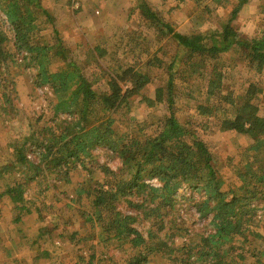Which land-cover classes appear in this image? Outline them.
Returning a JSON list of instances; mask_svg holds the SVG:
<instances>
[{
  "label": "trees",
  "instance_id": "16d2710c",
  "mask_svg": "<svg viewBox=\"0 0 264 264\" xmlns=\"http://www.w3.org/2000/svg\"><path fill=\"white\" fill-rule=\"evenodd\" d=\"M250 1L237 0L225 29L194 34L176 30L155 10H149L150 26L174 40L177 52L167 59V86L157 88V98L167 105V112L153 122L155 130H141L142 136H137L124 131L126 128H116L115 114L134 110V101L146 95L152 82L143 67L154 59L147 57L141 31L118 33L111 52L89 42L86 63L96 64L108 84V90L99 93L84 67L69 59L64 35L48 10L47 0H0V13L7 17L0 19V66H23L35 87L50 88L49 103L56 119L46 136L33 132L28 142L13 145V157L0 173H17L19 178L0 191V200L10 198L21 219L37 207L34 189L45 196L43 177L53 174L57 181L73 183L72 172L81 168L88 177L75 184L78 192L74 199L91 202L89 221L102 223L110 245L116 240L119 246L130 248L132 255L124 264H151L162 250L153 236L172 223L177 205L192 189L198 195L195 205L199 213L211 218L214 231L199 234L197 240H185L177 248L164 242L174 263L264 264V248L256 251L249 247L256 246V239H264L255 230L259 226L258 211L264 209V112L257 100V79L264 75V35L246 36L234 26ZM43 26L51 30V40L45 39ZM231 51L239 54L247 70L243 98L225 92L231 73L219 64V58ZM108 56L107 66L103 59ZM195 56L200 59L198 65L183 70L184 64H196L197 60H192ZM182 71L188 74L181 75ZM178 78L189 90L193 81L201 80L202 85L196 87L204 96L196 97L190 91L180 103L175 94ZM3 82L6 79L0 87ZM14 95L15 89L0 91V113H14ZM179 106H187L195 117L220 120L223 131L234 130L252 138L245 162L230 176L225 175L208 141L192 126L194 122L182 120ZM62 114L75 116L77 121L61 120ZM195 123L205 130L209 127L204 120ZM31 146L36 148L39 160L30 158ZM99 147L120 152L128 161V171L119 175L103 165L105 176L101 183L95 182L91 164L97 161L94 152ZM147 177H158L161 184H151ZM122 204L129 212L120 208ZM144 221L150 223L146 233L140 228ZM235 243L243 250L236 253ZM250 250L251 256L246 254ZM38 258L34 264H40ZM79 259L76 264H94L84 254Z\"/></svg>",
  "mask_w": 264,
  "mask_h": 264
},
{
  "label": "rangeland",
  "instance_id": "374dc122",
  "mask_svg": "<svg viewBox=\"0 0 264 264\" xmlns=\"http://www.w3.org/2000/svg\"><path fill=\"white\" fill-rule=\"evenodd\" d=\"M236 3L237 0H47V7L62 30L69 59L77 61L84 67L83 70L94 82V87L99 93L107 91L108 84L96 64L86 63L88 59L86 50L89 44H99L111 52L118 40V33L141 31L144 34V47L149 52L147 57L151 56L154 60L143 69L148 71L152 82L146 90V95L134 101L136 105L134 110L129 114L123 112L115 114L116 128L121 130L126 128L124 131L142 136L143 133L155 130L151 127L153 122L167 112V105L157 98V88L167 86V59L177 52L174 40L150 26L152 16L149 10H155L176 30L194 34L212 29H225ZM245 5L234 21V26L246 36H263L264 0H254L252 6H249V3ZM2 17L7 18L0 13V19ZM42 32L46 40H51L52 33L49 28L43 26ZM109 58L108 56L103 59L107 66L110 64ZM195 59L196 56L192 60L195 62ZM196 60V64L192 62V66L184 64L183 70L197 66L200 59ZM219 64L231 73L226 80L225 92L243 98L247 79L244 60L236 51H231L219 58ZM198 72L199 70L194 72V75L197 76ZM180 74L188 73L182 71ZM5 79L6 82H3L0 91L9 92L10 89H15V95L12 97L15 111L12 115L0 113L1 169L12 159L15 143L28 142L33 132L36 136H46L47 128L56 122L52 105L49 103L52 95L50 88L35 87L30 72L18 64H13L10 68L0 66V82ZM257 81L259 84L257 100L264 112V75H259ZM183 82L178 78L177 88L174 87L180 103L185 102L190 91L196 97L204 96L200 87H196L202 85L201 80L193 81L194 86L190 90ZM186 107L179 109L182 120L194 122L192 126L208 141L225 175L230 176L237 165L245 162V151L253 143L252 138L234 130L223 131L220 120L210 118L207 121L201 116L195 117V114ZM60 118L73 123L77 121L72 115L62 114ZM196 120H204L209 126L208 129L205 130L196 124ZM35 149L31 146L28 153L33 160H39ZM110 149L99 147L94 152L97 161L91 166L94 168L95 182L101 183L105 176L103 165L119 175H124V172L128 171V161L120 152ZM87 177V171L81 168L72 172L73 183L57 181L53 174L43 177L47 187L45 196L34 189L33 194L38 197L37 207L32 213L23 215L21 219L19 218L21 214L14 208L12 200L8 197L1 199L0 264H34L38 257L40 264H76L81 254L92 259L94 264H124L132 255L130 248L119 246L116 240L113 242L114 245H110L106 240L108 234L103 232L102 223L89 221L91 202L89 200L79 202L74 199L78 192L75 184L83 182ZM18 178L17 173L1 172L0 191ZM156 178L152 180L151 177H147L151 181ZM185 195L186 198L179 202L172 214V223L167 224L163 231L153 236V241L160 244L162 250L151 264H175L169 256L170 249L163 245L164 242L177 248L183 246L185 240H197L199 234L214 231L211 218L201 216L195 205L197 193L188 189ZM120 208L129 212L123 204ZM258 213L259 226L255 230L264 237V209H260ZM149 226L150 223L144 221L140 228L146 233ZM170 233H175V237H170ZM256 240L258 245L249 247L259 251L264 248V239ZM235 245L236 253L243 250L239 249L237 243ZM43 251H47L48 254H42ZM246 254L251 256V250Z\"/></svg>",
  "mask_w": 264,
  "mask_h": 264
},
{
  "label": "built area",
  "instance_id": "2783aa9c",
  "mask_svg": "<svg viewBox=\"0 0 264 264\" xmlns=\"http://www.w3.org/2000/svg\"><path fill=\"white\" fill-rule=\"evenodd\" d=\"M155 178V177H154ZM154 178H152V180L154 179ZM148 181L151 183V184H157V185H160L161 184V182H160V179L157 177L154 181H151V180H149L148 179Z\"/></svg>",
  "mask_w": 264,
  "mask_h": 264
},
{
  "label": "crops",
  "instance_id": "0c3cea01",
  "mask_svg": "<svg viewBox=\"0 0 264 264\" xmlns=\"http://www.w3.org/2000/svg\"><path fill=\"white\" fill-rule=\"evenodd\" d=\"M253 2H254V0H251V1L249 2V6H252V5H253ZM243 7H246V5H244Z\"/></svg>",
  "mask_w": 264,
  "mask_h": 264
}]
</instances>
